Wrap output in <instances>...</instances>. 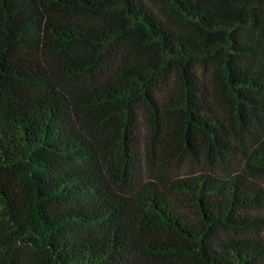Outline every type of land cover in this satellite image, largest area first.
<instances>
[{
	"label": "trees",
	"instance_id": "obj_1",
	"mask_svg": "<svg viewBox=\"0 0 264 264\" xmlns=\"http://www.w3.org/2000/svg\"><path fill=\"white\" fill-rule=\"evenodd\" d=\"M253 171L264 0H0V264H264Z\"/></svg>",
	"mask_w": 264,
	"mask_h": 264
},
{
	"label": "rangeland",
	"instance_id": "obj_2",
	"mask_svg": "<svg viewBox=\"0 0 264 264\" xmlns=\"http://www.w3.org/2000/svg\"><path fill=\"white\" fill-rule=\"evenodd\" d=\"M160 171L163 172V174L171 176L172 174H181L184 173L185 170H190L189 172H194L201 170V166H198L197 164L193 165L191 162L187 160H179V161H174L171 163H165L159 161L156 163ZM118 165V162H117ZM248 173V172H247ZM251 179H253L255 182L259 183L261 186L264 187V175H260V173H255L253 171V175L250 176Z\"/></svg>",
	"mask_w": 264,
	"mask_h": 264
}]
</instances>
